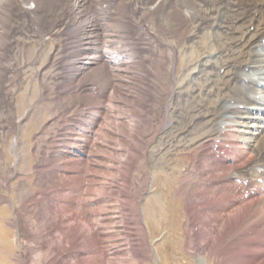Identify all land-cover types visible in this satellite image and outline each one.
I'll return each instance as SVG.
<instances>
[{
    "label": "rangeland",
    "instance_id": "374dc122",
    "mask_svg": "<svg viewBox=\"0 0 264 264\" xmlns=\"http://www.w3.org/2000/svg\"><path fill=\"white\" fill-rule=\"evenodd\" d=\"M81 13L74 12L66 34L82 32L86 23L99 33L93 18ZM246 17L255 24L253 15ZM24 21L20 16L16 28ZM52 30L47 36L46 31L21 28L6 45L0 29V264H248L254 245L264 243V204L244 209L234 222L221 220L211 230L207 204L212 200L200 205L194 199L197 190L205 191L206 198L209 184L191 160L194 149L181 146L170 152L165 141L169 88L158 82L161 73L153 69L151 88L132 77L142 76L139 69L114 73L107 93L97 99L105 108L99 126L81 131L75 115L82 103H90L85 98H96L85 96L83 89L95 77L102 85L103 74L90 75L92 71L71 80V60L61 61L66 54L58 44L62 29ZM194 49L181 60L182 65L193 62V70L201 54L200 47ZM134 86L154 92L151 112L146 113L149 106L142 113L134 108V98L143 96L133 92ZM136 115L145 120L140 126ZM173 125L167 134L174 131L176 144L182 138L180 124ZM187 139L185 147L191 143ZM55 142L64 151L51 161ZM150 153L155 160L148 159ZM188 169L193 175L185 178ZM223 175L229 178L230 172L218 177ZM56 192L60 197H53ZM55 203L66 210L54 211ZM48 209L54 214L46 219ZM75 216L83 221L76 224ZM50 239L61 240V248L54 246L49 258L40 260L36 253L46 251ZM262 242L260 262L252 264H264Z\"/></svg>",
    "mask_w": 264,
    "mask_h": 264
},
{
    "label": "bare ground",
    "instance_id": "6f19581e",
    "mask_svg": "<svg viewBox=\"0 0 264 264\" xmlns=\"http://www.w3.org/2000/svg\"><path fill=\"white\" fill-rule=\"evenodd\" d=\"M95 3L96 0H75L72 3L69 0H0V18L3 13L12 16L23 6L35 17L43 14L42 17L67 18L76 6L89 16L95 14ZM115 5L118 7L110 9L109 14L112 13L111 16L118 22L115 23V35L119 41L112 43V46L116 45L118 50L140 49L139 42L131 44L129 41L133 33L119 25L122 11H128L129 4L125 0H117ZM145 9L152 18L157 15L152 24L156 31V35H153L156 43L153 44L158 48V53L152 55L154 59L150 56L146 61V65L150 67V73L147 72L146 76L151 79V69L154 68L170 84L168 96H164V107L168 110L164 114L167 127L164 140L169 144L170 152L181 146L194 149L191 160L197 162L203 177L214 181L211 186L207 185L209 198H205V191L197 190L196 194L200 191V195L197 194L194 199L200 205L205 199L212 200L207 204L211 207L212 215L209 225L211 230L216 231L213 228L220 225L221 220L234 222L244 209H250V206H256L260 202L264 204V0H147ZM53 13L55 14L50 15ZM248 15L255 17L254 25L250 24L246 17ZM0 26L2 28V24ZM128 27L133 28L131 24ZM12 32L13 30L9 31L7 36ZM121 33L122 37L129 36L128 41L121 38ZM3 44L7 43L3 40ZM103 44L107 45L109 42L103 41ZM195 46L200 47L201 54L197 58V68L193 70V62L182 65L185 62L181 60L185 59V51L189 48L195 51ZM101 63L104 67L98 66L87 73H107L106 76L111 78L105 65H110L111 62L104 59ZM133 65L143 71L145 62L142 67L139 63ZM119 70L120 68L117 69ZM179 70H183L182 73ZM146 76H135V79L143 84L150 83L148 88L153 87L150 79L146 81ZM84 77L82 80H85ZM131 88L135 94L143 95L134 98V108L141 109L142 113L149 106L150 110H146V113L151 112L156 100L154 92L149 91V94L140 91L137 86ZM144 93H147V99ZM140 120L137 116V126L145 121ZM175 123V127L180 124L179 133L182 137L176 144L171 140L174 131L167 134L174 129ZM187 138L191 143L185 147ZM148 156V159H154L151 153ZM251 160L252 163L248 165ZM238 168H243V171L240 170V173ZM226 172H230L229 178L228 175L218 177ZM191 175L189 170H185V178ZM258 178H262L263 182L259 183ZM247 184L251 188L244 193ZM53 206L56 210L48 209L46 219L54 214L53 210H66L59 207L58 203ZM204 215L205 213L202 216ZM52 218L55 220V217ZM73 219L75 223L77 220L83 221L81 217L75 216ZM213 221L218 222L214 225ZM90 230L92 229H87V232ZM89 235L90 238L93 237L92 233ZM60 241L50 239L47 250L43 252L40 249L36 255L45 261L52 254L54 246L61 248ZM252 244L250 243V247ZM259 247L254 245V250L250 248L253 253L249 254L248 264L260 258L262 252Z\"/></svg>",
    "mask_w": 264,
    "mask_h": 264
},
{
    "label": "crops",
    "instance_id": "0c3cea01",
    "mask_svg": "<svg viewBox=\"0 0 264 264\" xmlns=\"http://www.w3.org/2000/svg\"><path fill=\"white\" fill-rule=\"evenodd\" d=\"M87 221H88V220H87ZM88 224H89V222H88ZM93 235H94V234H93ZM95 242H96V240H95ZM95 242H94V243H95ZM95 244H96V243H95Z\"/></svg>",
    "mask_w": 264,
    "mask_h": 264
}]
</instances>
